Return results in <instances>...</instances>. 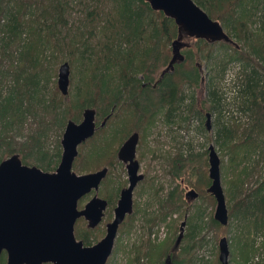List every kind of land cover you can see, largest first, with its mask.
Listing matches in <instances>:
<instances>
[{"label":"trees","instance_id":"obj_1","mask_svg":"<svg viewBox=\"0 0 264 264\" xmlns=\"http://www.w3.org/2000/svg\"><path fill=\"white\" fill-rule=\"evenodd\" d=\"M194 1L221 23L230 40L209 41L183 34V59L160 77L179 31L173 18L153 9L147 0H0V161L17 152L23 163L54 169L61 145L56 140L51 149L47 146L49 131L57 127L62 136L66 121H78L85 107L95 109L97 128L84 143L93 139L89 154L100 160L113 137L112 141L123 142L136 131L142 142L159 114L170 125H188L192 117L202 123L206 112H216L213 140L227 155L224 162L218 154L221 177L227 183L223 187L227 224L215 220L213 213L205 220V207L197 202L211 199L215 204L214 196L206 190L211 182L208 148L186 156L179 152L169 159L168 168L171 177L178 179L176 185L165 197L154 189L159 211L146 220L155 223L169 212L179 211L178 216L186 221L183 236L175 247L181 221L173 218L171 236L158 242L141 240L134 247L132 264H193L191 252L198 244V231L207 223L216 233V243L226 236L231 218L236 227L230 239L226 236L231 249L228 264L251 262L260 248L264 253V240L262 247L254 244L264 231V174L244 191L241 173L249 175L252 168L239 166L252 153H256L253 165L264 162V0ZM64 61L69 67L77 66L82 79L66 102L59 96L63 94L59 88L49 90L57 64ZM234 61L240 74L231 86L219 87ZM204 62L211 72L206 98L198 99L194 87L202 82ZM238 105L244 111L236 115L237 109H233ZM29 120L36 126L26 132ZM111 125L112 132H107ZM80 154L78 150L74 169ZM109 155L106 163L113 167ZM228 172L236 174L226 179ZM183 182L198 196H189ZM119 189L115 186L110 192L112 203ZM134 215L132 208L118 229L125 223L132 226ZM84 233V242L91 243L93 231ZM204 238H199L198 246ZM5 263L2 250L0 264ZM213 264H221L218 250ZM253 264H264V256Z\"/></svg>","mask_w":264,"mask_h":264},{"label":"water","instance_id":"obj_2","mask_svg":"<svg viewBox=\"0 0 264 264\" xmlns=\"http://www.w3.org/2000/svg\"><path fill=\"white\" fill-rule=\"evenodd\" d=\"M155 10H161L174 19L179 34L172 40V55L161 70L160 77L174 69V63L183 59L182 36H195L209 41L230 40L218 20L194 0H147ZM70 67L67 61L60 63L57 86L68 92ZM203 79V78H202ZM205 125L210 129V112L205 113ZM106 117L101 121L103 125ZM97 128L95 109L85 107L80 121L68 119L60 144V159L53 171L23 163L15 152L0 161V254L6 252V264H105L114 246L118 226L133 208V188L143 173H138L135 158L138 132H132L119 146L117 156L126 162L128 185L120 190L114 207L113 218L106 223V232L97 242L83 244L74 234V223L80 216L89 220L90 226L98 224L106 206L105 199L94 194L77 208L78 199L92 188L97 189L106 175L107 167L76 173L72 169L78 145L92 136ZM208 176L211 179L207 191L215 198L213 217L222 225L228 222V208L220 178V157L214 145H208ZM188 194L196 196L193 188ZM185 219L181 220L174 242L176 247L184 233ZM218 259L229 263V245L226 236L218 240Z\"/></svg>","mask_w":264,"mask_h":264},{"label":"rangeland","instance_id":"obj_3","mask_svg":"<svg viewBox=\"0 0 264 264\" xmlns=\"http://www.w3.org/2000/svg\"><path fill=\"white\" fill-rule=\"evenodd\" d=\"M72 14L74 17L78 16V13L76 12H72ZM255 20H257V18H255ZM257 22L255 23L256 25ZM217 50H220V47ZM59 64L60 62L57 64L55 75L51 76L49 90L51 89L52 92H55L56 89H58L56 84L57 82L56 74L58 73ZM230 66L232 67L227 71L225 78L222 81L218 82L219 87L226 88L231 86L237 74H240L238 62L234 61L233 65L230 64ZM201 68H202L201 72L203 74L202 77L203 79L201 80L202 82L194 87L195 96L198 99L206 98L207 95L206 82L208 80L209 73L211 72V70L209 71V66H207L206 62L202 63ZM77 71H78L77 66L70 67V74H69L70 78L68 85L69 91L67 92V94H59L60 97L61 95L65 97L63 100L64 102L69 100V98L73 94V90L75 89V86L79 84L82 80L81 76L78 74ZM233 110H235L236 115L244 111L242 110V107H240L239 105L238 108L235 107ZM209 111L211 112L210 129L205 128V130L204 129L202 130L201 124L202 123L205 124V119L201 123L197 118L192 117L190 118L188 125L186 123L178 125L177 122H173L172 123L173 125L172 124L170 125L169 123L165 122L163 120L162 115L159 114L158 117L155 119L154 123L148 127V132L146 131V133L144 134V138L142 142L139 138L136 149V157L139 160V169L145 174V176L141 180V182L135 186L132 193L133 208L135 214L133 218L132 226H128V224L125 223V225L123 224L121 228L119 227L116 238L114 240V246L112 252L108 257L109 261H107V264H132L131 258L134 255V247L138 245L141 240L149 239L153 242H158L160 240L162 241L167 236L168 237L171 236L172 226L169 227L170 221L173 218H174L173 220L177 219V217L180 219V221L184 219L182 216H178L179 211L174 210L169 212V214L166 216L165 219L159 221L157 220L155 223H150L146 220L149 216L156 214L159 211L157 197L153 194L154 189L158 190L157 193L160 194L161 197H165L167 195L168 190L176 185L178 179L177 180L173 179L170 173L168 172L169 159L172 156H175L179 152H181L185 156L190 153L203 152L205 149H207L208 145L212 143L215 149L217 150L218 154L222 155L223 161L227 162L226 153L225 152L223 153L222 148L218 144H216L213 140L214 127L212 126H213V121L217 116V114L213 110H209ZM241 116L245 117L244 115ZM35 126L36 124L34 122H31V120H29V123L26 124L27 127L25 128L26 132L27 130H33ZM112 128L113 127L111 125L107 129V132L110 130L112 132ZM60 133L61 130H59L57 127H53L51 131H49L47 146H49L50 149L54 146L56 140L61 139L62 136H60ZM108 135L109 133L107 134V136ZM112 139L109 142V145L106 146L107 152L104 154L103 156L104 159L102 160L96 157L95 159H93V157L90 156L89 152L90 149L93 148V139L91 141H87L85 144L79 147V153H81L80 154L81 156L79 155V158L76 162V168L74 169L73 168L74 166L72 167V169L76 173H84V172L100 169L103 166H108L106 163L107 159H105V157L108 156V154H110L109 155L110 161H113L114 165L113 167L108 166V174L101 184V190H103L104 193L108 196L115 186L121 187L125 185L126 177H127L126 169L121 163H119L120 160L117 158L116 155V151L122 140L112 141ZM60 148L62 150V146ZM114 158L116 159L115 161ZM255 159H256V153H252L250 158H246L245 161L243 160L242 163L239 165L240 168L244 164L252 168V172L249 175H244L241 173L242 179H244L242 183V187L244 191H247L248 188H250L253 184H255V179L257 176L264 174V162L261 165L260 164L253 165ZM54 169H48V171H53ZM235 174L236 172L226 173V179L233 178ZM220 178H221L222 187H224L225 189L227 183H225L226 182L225 180L224 181L222 180L221 172H220ZM182 185L187 191L191 189L190 186L184 182L182 183ZM98 192L102 194L99 190ZM189 196H193V195L189 194ZM196 196H198V194ZM195 198H200V197H195ZM198 201L202 202V204L205 207L206 211H205L204 219L207 220L208 215L210 213H214L216 202L215 204H213L211 199H206L204 201L201 199H197V202ZM84 202H85V198L78 202V206H82ZM112 216H113V211L112 208H110L107 212V216L105 220L108 221V219H110ZM206 224L207 223L203 225L202 230L198 231L196 235V238L198 239V244L200 240L199 238L202 235H204L205 238L202 242L203 243L202 245L198 246V244H196L193 247V250L191 252L192 254L191 263L193 264L214 263V259L218 250L217 248H218L219 239L215 243L216 233L214 232V230L211 228L210 225H206ZM76 225H78V227ZM74 227H75V235L77 237L78 228L84 229L86 228V224L81 219V220H77ZM235 227H236L235 220L231 218L230 226L226 234L228 239H230L231 233L233 232ZM92 231L93 234H92L91 242L94 243L95 241H98L101 237H103V235L105 234V223L102 222L96 228H93ZM261 240H264V231L261 232L260 236L256 239L254 243L255 246L257 245L261 246L262 245ZM261 250L262 248L256 251V253L253 255V259L251 260V262L249 261L250 264H253L255 260H257L261 256H264L263 255L264 253H262ZM230 261H231V249L229 247V262ZM249 262L246 261V264H249Z\"/></svg>","mask_w":264,"mask_h":264},{"label":"flooded vegetation","instance_id":"obj_4","mask_svg":"<svg viewBox=\"0 0 264 264\" xmlns=\"http://www.w3.org/2000/svg\"><path fill=\"white\" fill-rule=\"evenodd\" d=\"M80 120H81V119H80ZM80 120H79V121H80ZM77 122H78V121H77ZM90 137H91V136H90ZM88 138H89V137H88ZM88 138H87V139H88ZM87 139H86V140H87ZM86 140H85V141H86ZM124 140H125V139H124ZM138 140H139V136H138ZM85 141L81 142V143L78 145V150H79V147H80V146H82L83 144H85V143H84ZM137 144H138V143H137ZM136 149H137V145H136ZM117 152H118V150H117ZM116 155H117V154H116ZM117 158H118V156H117ZM135 158L137 159V157H136V151H135ZM118 159H119V158H118ZM119 160H120L119 163H121V164L125 167L126 172H127V168H126V164H127V163L124 162V161L121 160V159H119ZM137 160H138V159H137ZM138 164H139V160H138ZM106 167H107V166H106ZM138 173H143V172L139 169V166H138ZM107 174H108V167H107L106 175L102 178V180H101V182L99 183L97 189H93V188H92L89 192L85 193L84 195H82V196L78 199V202H79L80 200H82V199L85 198V202L82 204V206H78V202H77V208L81 209V208L84 207L85 203H86V202H87V201H88V200H89L94 194H96L98 197H101V198L105 199V201H106V206H105V208L103 209V215H102V218H101V220H100V222H99L98 224H96L95 226H90V225H89V220L86 219L84 216H80V217H78V218L76 219L75 223H74V226H75L77 220H81V219H82V220L84 221V223L86 224V228H84V229H79V228H78V230H77V237H76V235H75V237H76L77 239L82 240V241H83V244H85V245H91V244H93V242H91V243H85V242H84V240H85V238L83 237V235L85 234L84 232H88V231L93 230V228H96V227H97L99 224H101L102 222L105 223V232H106V223H107L108 221H110V220L113 218V216H114V207L116 206L117 201H118V199H119V196H120V190H121L123 187L127 186V185H128V182H129V174H128V172H127L126 184L120 187L119 192H118V195H117V197H116V200H115L114 203H112V201H111V199H109L108 195H106V194L104 193V191L101 190V184H102L103 180L105 179V177L107 176ZM143 176H145L144 173H143ZM143 178H144V177H143ZM143 178H142V179H143ZM142 179L138 180L137 183H136V185L139 184V183L141 182ZM136 185H135V186H136ZM134 188H135V187H134ZM134 188H133V190H134ZM98 190H99L102 194H100V193L98 192ZM110 208H112L113 216H112L110 219H108V221H107V220H105V218H106V216H107V212H108V210H109ZM76 226L78 227V225H76ZM74 234H75V227H74ZM79 234H81L82 236L79 237V236H78ZM95 242H97V241H95ZM95 242H94V243H95Z\"/></svg>","mask_w":264,"mask_h":264}]
</instances>
